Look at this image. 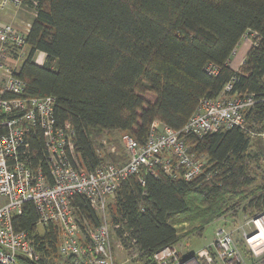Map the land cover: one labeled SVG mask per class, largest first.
Segmentation results:
<instances>
[{
  "label": "trees",
  "instance_id": "16d2710c",
  "mask_svg": "<svg viewBox=\"0 0 264 264\" xmlns=\"http://www.w3.org/2000/svg\"><path fill=\"white\" fill-rule=\"evenodd\" d=\"M19 1L34 18L18 77L26 96L55 99L56 124L72 128L85 171L99 164L96 152L107 133L142 144L153 122L180 130L201 100L217 99L228 84L231 96H254L243 130L185 136L209 179H156L141 171L117 184L109 222L119 225L115 236L137 264H152L154 253L200 235L229 212L232 218L237 209L247 218L264 212V144L257 136L264 132V0ZM244 37L254 46L234 71L228 61ZM37 53L45 56L40 66L32 62ZM42 145L40 135L29 139L31 166L41 163L48 176ZM106 159L120 164L125 157ZM72 205L79 218L98 224L84 198L74 197ZM36 220L34 206L25 203L12 224L40 251L38 264H57V228L38 229Z\"/></svg>",
  "mask_w": 264,
  "mask_h": 264
},
{
  "label": "built area",
  "instance_id": "2783aa9c",
  "mask_svg": "<svg viewBox=\"0 0 264 264\" xmlns=\"http://www.w3.org/2000/svg\"><path fill=\"white\" fill-rule=\"evenodd\" d=\"M22 8H26L22 1L0 0V14ZM29 29V23L17 29L0 19V264L40 263L36 245L12 224V217L20 213L25 203L34 206L38 229L57 228V264H115L111 239L119 225L109 222L107 202L114 201L117 184L141 171L156 179H209L204 174L205 161L190 152L185 136L202 138L232 128L243 130L246 112L256 101L253 95H229L232 87L228 84L217 99L201 100L180 130L155 121L142 144L120 133L125 160L120 164L100 160L94 170L85 171L72 128L56 124L55 99L26 96V83L18 77L28 56ZM243 40L249 47L254 46L249 37ZM44 57L37 53L32 62L40 66ZM205 71L216 75L211 66ZM39 135L48 176L42 173L41 163L31 166L36 156L30 151L29 139ZM106 145L110 144L101 142L104 150ZM114 149H109L110 153ZM140 185L143 187L144 182L140 181ZM74 197L84 198L95 212L96 226L78 217L72 205ZM263 219L264 212L246 219L237 238V229H227L224 223L216 231L212 245L196 255L183 258L175 246L166 247L153 254L152 264H264Z\"/></svg>",
  "mask_w": 264,
  "mask_h": 264
},
{
  "label": "rangeland",
  "instance_id": "374dc122",
  "mask_svg": "<svg viewBox=\"0 0 264 264\" xmlns=\"http://www.w3.org/2000/svg\"><path fill=\"white\" fill-rule=\"evenodd\" d=\"M33 12L30 11L29 9L22 8L20 10H7L4 14H0V19L3 22L10 23L13 27L17 29H23L24 25L27 23H31L32 19L34 18ZM242 43L243 46H242ZM247 45V43L244 40H241L239 46L236 48V53L235 57L241 50V47L243 49H246L247 47H244ZM248 46V45H247ZM237 65V64H235ZM264 134V132L262 133ZM260 135H257L263 142L264 144V137ZM119 136L120 132H111L110 134L107 133V135H104L102 141H107L109 139L110 141H107L110 145H106V149L104 150L103 148L98 150L96 152L97 157L100 160H107V156H113L116 158V160L122 161V159L125 157V154L123 152V149L119 143ZM115 148L113 153H110L109 149ZM124 156V157H123ZM263 174H264V157H263ZM113 202V199L107 202V210L109 205ZM235 211V210H234ZM108 213V211H107ZM237 213V215H236ZM235 215L232 216V212L227 213L225 216L219 218L215 222H213L211 225L207 226L204 228L203 231H201L200 235L192 234L181 241H179L176 245L175 248L180 252V255L185 258L189 257L192 255H196L199 251L206 249L212 243L214 242L215 239V233L216 231L223 227V224H225V228L235 230V238H237V233L240 231L241 227H243L245 220L249 219L247 217H243L241 214V210L237 209V212ZM185 232L189 231V228L187 227ZM184 233V232H182ZM181 234V233H180ZM111 247H112V254H113V259L115 264H137L135 262V256L127 254V252L120 246L117 238L115 235H112L111 239Z\"/></svg>",
  "mask_w": 264,
  "mask_h": 264
},
{
  "label": "crops",
  "instance_id": "0c3cea01",
  "mask_svg": "<svg viewBox=\"0 0 264 264\" xmlns=\"http://www.w3.org/2000/svg\"><path fill=\"white\" fill-rule=\"evenodd\" d=\"M30 24V23H29ZM241 42V41H240ZM240 44V43H239ZM244 43H242L243 46ZM239 46V45H238ZM244 47H247L246 49H243V47H241V50L239 51V53L237 54V56L235 57V53H236V49L232 52V55L230 57V60L228 61V65L229 67L234 70L237 71V69L241 66V64L244 61L245 55L248 51V49L250 48L249 46L245 45ZM237 64V65H235ZM222 93V92H221Z\"/></svg>",
  "mask_w": 264,
  "mask_h": 264
},
{
  "label": "bare ground",
  "instance_id": "6f19581e",
  "mask_svg": "<svg viewBox=\"0 0 264 264\" xmlns=\"http://www.w3.org/2000/svg\"><path fill=\"white\" fill-rule=\"evenodd\" d=\"M262 222L264 223V219L262 220Z\"/></svg>",
  "mask_w": 264,
  "mask_h": 264
}]
</instances>
